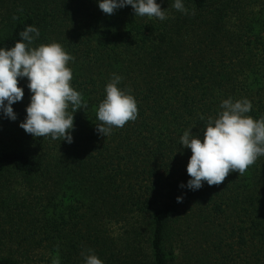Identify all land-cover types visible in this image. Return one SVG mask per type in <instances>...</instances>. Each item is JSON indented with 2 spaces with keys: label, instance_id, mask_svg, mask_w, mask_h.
<instances>
[{
  "label": "trees",
  "instance_id": "1",
  "mask_svg": "<svg viewBox=\"0 0 264 264\" xmlns=\"http://www.w3.org/2000/svg\"><path fill=\"white\" fill-rule=\"evenodd\" d=\"M157 3L164 21L130 5L107 15L97 0H0V48L37 27L32 47L56 42L75 58L70 83L87 105H69L72 143L34 137L19 126L31 93L18 78L17 119L0 114V264H85L89 252L103 264H264V156L190 190L180 145L229 97L264 116V0H183L188 14ZM113 73L138 115L103 137L96 112Z\"/></svg>",
  "mask_w": 264,
  "mask_h": 264
},
{
  "label": "clouds",
  "instance_id": "2",
  "mask_svg": "<svg viewBox=\"0 0 264 264\" xmlns=\"http://www.w3.org/2000/svg\"><path fill=\"white\" fill-rule=\"evenodd\" d=\"M99 9L111 15L116 10L131 6L135 16L167 19L157 0H97ZM172 7L188 14L183 0H174ZM194 14V13H193ZM10 48H0V114L16 120L13 104L22 100L24 88L18 86V78L27 79L30 103L20 127L34 137H50L52 140L73 142V113L87 105L81 94L71 85L73 73L68 64L74 57L56 42L32 47L39 37V29L28 25L18 34ZM122 77L113 73L105 85L104 99L99 103L96 131L106 137L113 128H122L138 115L135 98L118 87ZM252 103L247 98L233 100L231 97L220 103V111L207 118L203 135H194L186 129L180 137V145L191 150L186 170L190 177L186 187L198 190L206 182L208 186L222 184L230 172L243 175L249 166L264 156V116L254 119L248 113ZM201 119H204L202 116ZM91 154V153H90ZM238 176V177H239ZM183 188L185 185L180 184ZM178 203L183 196H177ZM85 264H103L94 253L84 254Z\"/></svg>",
  "mask_w": 264,
  "mask_h": 264
}]
</instances>
